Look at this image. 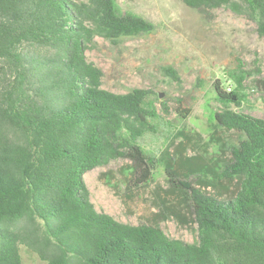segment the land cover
Masks as SVG:
<instances>
[{"label": "trees", "instance_id": "obj_1", "mask_svg": "<svg viewBox=\"0 0 264 264\" xmlns=\"http://www.w3.org/2000/svg\"><path fill=\"white\" fill-rule=\"evenodd\" d=\"M178 1L228 8L264 37V0ZM154 30L118 0H0V264H24L23 248L41 264H264V119L240 110L246 72L229 75L233 90L215 84L217 126L234 137L220 182L206 185L214 194L181 188L168 171L195 242L119 222L91 202L84 175L117 160L131 163L129 189L149 183L155 158L142 140L162 117L152 90H105L86 52L98 38L117 45Z\"/></svg>", "mask_w": 264, "mask_h": 264}, {"label": "rangeland", "instance_id": "obj_2", "mask_svg": "<svg viewBox=\"0 0 264 264\" xmlns=\"http://www.w3.org/2000/svg\"><path fill=\"white\" fill-rule=\"evenodd\" d=\"M118 3L125 12L150 21L155 30L117 45L98 38L86 56L102 70L105 90L126 94L146 89L158 94V133L142 140L155 158L153 176L146 186L129 189L131 163L117 160L87 172L84 180L97 211L126 224L159 226L169 237L193 243L198 226L168 171L176 172L173 180L179 187L214 194L206 185L220 182L219 171L229 158L223 144L234 137L217 126L215 112L221 106L215 84L219 81L233 90L236 85L229 75L246 72L240 110L264 119V37L252 20L228 8L191 9L178 0ZM164 68H173L181 82L172 81ZM22 254L24 264H41L24 248Z\"/></svg>", "mask_w": 264, "mask_h": 264}]
</instances>
